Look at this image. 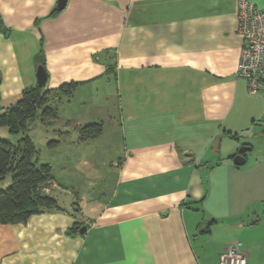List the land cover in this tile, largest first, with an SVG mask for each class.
Masks as SVG:
<instances>
[{
    "label": "crops",
    "instance_id": "1",
    "mask_svg": "<svg viewBox=\"0 0 264 264\" xmlns=\"http://www.w3.org/2000/svg\"><path fill=\"white\" fill-rule=\"evenodd\" d=\"M58 1L0 0V112L43 56L46 88L79 82L50 128L75 140L102 122L84 150L115 177L86 218L55 176L61 209L0 223V264H221L234 242L264 264V155L250 161L245 139L264 136V91L236 74L241 0ZM94 89L107 96L88 107Z\"/></svg>",
    "mask_w": 264,
    "mask_h": 264
},
{
    "label": "trees",
    "instance_id": "2",
    "mask_svg": "<svg viewBox=\"0 0 264 264\" xmlns=\"http://www.w3.org/2000/svg\"><path fill=\"white\" fill-rule=\"evenodd\" d=\"M38 59L45 66V58ZM78 85L71 81L56 89L39 84L27 87L15 103L0 112V127L17 135L14 140L0 137V182L11 175L10 185L0 188V223L26 222L33 214L61 209L56 197L45 190L55 179L53 165L41 161L28 132L37 118L44 124L57 118L58 103L63 97H72ZM78 129L81 140H92L103 133V123H86Z\"/></svg>",
    "mask_w": 264,
    "mask_h": 264
},
{
    "label": "rangeland",
    "instance_id": "3",
    "mask_svg": "<svg viewBox=\"0 0 264 264\" xmlns=\"http://www.w3.org/2000/svg\"><path fill=\"white\" fill-rule=\"evenodd\" d=\"M101 93H95V89L92 93L80 94L79 99L87 96L88 107L96 105L97 98L102 95L107 96L104 90L100 89ZM77 97V98H78ZM80 105L76 106L78 110ZM64 130V129H63ZM72 135L62 133L56 128L51 129L49 124L46 125L41 122L39 118L32 122L29 128V135L33 138L37 149L40 151V159L43 162H50L54 168V174L57 182L61 184V189L69 191L65 199H72L78 196V201L82 200L80 208V214L86 218L92 217L97 211H99L104 203L107 201L108 187L114 180V173L109 169L110 160L109 157H103L108 164L103 169L98 164L100 157L90 158V150L87 147V140H81L79 135L75 140V130H71ZM0 137L14 140L17 135L11 134L6 127H0ZM72 139V140H71ZM254 146V149L250 151L249 158L252 161L255 157H262L264 155V136H252L245 137ZM58 142V143H57ZM57 143V144H56ZM241 147V146H240ZM239 147V148H240ZM86 158L88 164H83ZM91 160H90V159ZM91 161V163H90ZM90 163V164H89ZM104 166V165H103ZM11 183V175H8L2 182H0V188H6Z\"/></svg>",
    "mask_w": 264,
    "mask_h": 264
},
{
    "label": "built area",
    "instance_id": "4",
    "mask_svg": "<svg viewBox=\"0 0 264 264\" xmlns=\"http://www.w3.org/2000/svg\"><path fill=\"white\" fill-rule=\"evenodd\" d=\"M239 31L244 37V45L236 66L238 77L247 80L250 94L264 91V8L251 0H241L238 13ZM49 190V187L45 189ZM247 254L240 242L229 245L220 256L221 264H248Z\"/></svg>",
    "mask_w": 264,
    "mask_h": 264
},
{
    "label": "water",
    "instance_id": "5",
    "mask_svg": "<svg viewBox=\"0 0 264 264\" xmlns=\"http://www.w3.org/2000/svg\"><path fill=\"white\" fill-rule=\"evenodd\" d=\"M67 1L68 0H59L58 1V8L59 9H63L66 6ZM47 81H48V74H47L46 68H45V66L43 64H39L38 67H37V83L39 85L45 86L47 84ZM249 150H251V146L250 145H248V144L242 145L239 148L238 153L234 157V162L237 165L245 164V162H246L245 153L247 151H249ZM86 228H87L86 226H83L80 229V231L84 232L86 230Z\"/></svg>",
    "mask_w": 264,
    "mask_h": 264
}]
</instances>
